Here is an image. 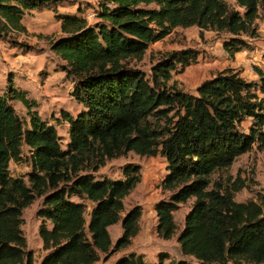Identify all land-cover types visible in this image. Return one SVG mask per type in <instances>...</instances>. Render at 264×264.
<instances>
[{
  "label": "trees",
  "instance_id": "obj_1",
  "mask_svg": "<svg viewBox=\"0 0 264 264\" xmlns=\"http://www.w3.org/2000/svg\"><path fill=\"white\" fill-rule=\"evenodd\" d=\"M234 1L236 8L225 0H98L92 24L79 13L55 12L64 36L51 41L50 50L63 61L70 95L82 109L60 112L68 125L62 148L54 125L31 110L35 102L25 90L9 79L0 91V264H33L21 211L35 198H41L37 235L44 251L38 264H93L127 246L138 231L140 208L121 216L123 199L140 180L139 166L126 164L117 179L94 175L127 152L165 161L160 188L169 195L154 205L159 238L172 236L173 212L192 199L176 238L190 260L170 264H264V196L237 202L233 194L242 180L210 181L253 145L264 147V73L255 68L258 81H245L225 69L189 93L170 79L195 61L192 50L167 53L149 75L128 63L175 27L227 34L223 46L232 56L247 46L238 36H257L255 20L264 11V0ZM60 2L0 0V27L22 31L26 12ZM12 100L25 107L26 121ZM24 148L26 181L8 169ZM118 221L121 233L112 244L107 228ZM165 258L159 253L158 264ZM111 264L148 263L131 251Z\"/></svg>",
  "mask_w": 264,
  "mask_h": 264
},
{
  "label": "rangeland",
  "instance_id": "obj_2",
  "mask_svg": "<svg viewBox=\"0 0 264 264\" xmlns=\"http://www.w3.org/2000/svg\"><path fill=\"white\" fill-rule=\"evenodd\" d=\"M98 0H61L60 4L52 9L43 8L26 12L21 20L22 31L2 30L0 27V91L4 90L6 83L11 79L17 89L26 91L28 99L35 105L31 108L37 112L42 120L53 124L61 147L64 148L68 140L67 123L60 119V112L66 111L75 115L82 107L71 97L72 84L66 78L63 61L51 50V41L64 36L59 30V23L55 19V12L79 13L87 23L96 20ZM225 2L235 7L234 0ZM55 9V10H54ZM257 36L249 38L238 36L247 46L229 56L224 49V41L228 35L203 31L199 34L195 26L175 27L162 39L150 43L138 60L130 59L129 66L140 69L149 75L150 67L167 53L179 50H192L195 52V61L182 70L172 72L170 82L184 92L194 93L197 85L225 69H233L245 81H258L255 68L264 73V11H259L255 20ZM1 26V25H0ZM16 114L27 120L26 109L15 100L10 101ZM249 119L241 123V128L247 131ZM21 159L17 163H9V173L26 181L29 171L26 148L21 152ZM126 164L139 166L140 180L123 199L124 215L130 208L138 206L140 217L138 231L130 243L119 250L101 255L99 261L93 264H111L117 257L128 252L141 253L148 264L159 263V253L167 258L162 264H170L177 260H190L180 254L176 240L183 226L184 215L188 211L192 199L180 204L173 212L175 230L168 239L156 235V216L154 205L162 199H167L169 193L160 188V181L165 173V161L159 154L155 156H139L133 152L109 159L94 175L111 179L121 178L122 168ZM242 180L244 187L233 194L237 202L256 200L258 195L264 196V147L253 145L252 148L238 156L227 168L215 171L210 176L211 183H225L226 178ZM75 199V198H73ZM41 198H35L22 209L21 230L25 237L26 249L31 252L33 264H38L44 254L41 242L37 235L39 219L36 211L40 206ZM88 210V208H87ZM87 214L84 219L87 221ZM111 243L121 233L120 221L107 228Z\"/></svg>",
  "mask_w": 264,
  "mask_h": 264
}]
</instances>
